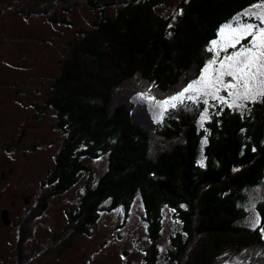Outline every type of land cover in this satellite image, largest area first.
<instances>
[{
	"label": "trees",
	"instance_id": "1",
	"mask_svg": "<svg viewBox=\"0 0 264 264\" xmlns=\"http://www.w3.org/2000/svg\"><path fill=\"white\" fill-rule=\"evenodd\" d=\"M63 1L30 0L28 10L49 14ZM161 2L128 1L114 16L102 8L100 21L61 61L45 103L65 139L46 179L52 186L34 214L45 212L51 196L66 193L84 174L89 183L45 250L68 248L74 236L90 234L103 210H129L138 198L149 235L145 264H223L229 257L264 264V201L258 208L262 225L242 224L248 191L264 183V102L245 113L219 107L200 128L196 106L172 109L157 122L135 101H167L182 93L201 76L221 27L264 0H187L174 17L158 12ZM103 156L108 168L95 180L85 161ZM165 209L182 227L161 263ZM22 245L15 248V263L30 264L33 249L25 257Z\"/></svg>",
	"mask_w": 264,
	"mask_h": 264
},
{
	"label": "rangeland",
	"instance_id": "2",
	"mask_svg": "<svg viewBox=\"0 0 264 264\" xmlns=\"http://www.w3.org/2000/svg\"><path fill=\"white\" fill-rule=\"evenodd\" d=\"M29 1L0 0V142L19 147L17 153H8L0 146V173L4 168H16L23 175L18 183L20 189L26 195L33 194L35 201L52 186L41 184L52 176L65 139L56 126L55 111L45 103L60 75L61 61L69 46L100 21L102 8L114 16L123 3L132 0H64L49 14L39 15L30 13ZM161 1L158 12L174 17L187 0ZM208 50L211 59L201 76L182 93L167 101L150 96H138L135 101L145 104L157 122H162L172 109L196 106L201 110L200 128L219 107L245 113L253 103L264 102V3L224 24ZM85 162L93 169L95 180L105 173L109 163L107 156ZM88 183V175L84 174L72 189L51 196L48 208L34 221L31 233L26 230L23 234L26 239L21 247L27 250L22 251L23 255L27 257L33 247L30 264H145L149 235L145 208L138 198L129 210H103L90 234L76 235L68 248L47 253L45 248L51 237L64 230L67 211L78 208ZM2 188L0 183V199L6 198ZM263 201L264 183L248 191L244 226L256 229L262 225L258 208ZM163 218L164 230L158 244L161 263L172 237L182 227L170 209L163 211ZM29 234L32 241L27 238ZM15 235L13 229L0 230V264H16ZM239 262L229 257L223 264Z\"/></svg>",
	"mask_w": 264,
	"mask_h": 264
},
{
	"label": "flooded vegetation",
	"instance_id": "3",
	"mask_svg": "<svg viewBox=\"0 0 264 264\" xmlns=\"http://www.w3.org/2000/svg\"><path fill=\"white\" fill-rule=\"evenodd\" d=\"M5 150L8 153H17L19 147L16 145L12 149ZM22 176L23 175L14 167L4 168L0 173V183L3 186V194L6 197L0 199L3 201V203H0L2 205L0 209V230L13 229L14 234L16 233L17 235L18 243H21L22 236L25 234L26 230L31 233L34 221L44 215V212L37 216L34 214L36 207L41 203L44 193L35 201L33 200V194L26 195V192H23L18 184ZM41 185L47 187L49 186V182L45 180ZM10 187L13 191L9 189ZM28 236L27 238L32 241V234ZM31 244H33V242Z\"/></svg>",
	"mask_w": 264,
	"mask_h": 264
}]
</instances>
